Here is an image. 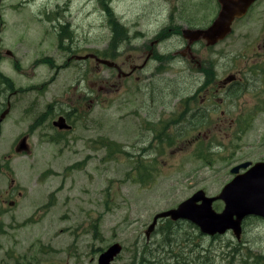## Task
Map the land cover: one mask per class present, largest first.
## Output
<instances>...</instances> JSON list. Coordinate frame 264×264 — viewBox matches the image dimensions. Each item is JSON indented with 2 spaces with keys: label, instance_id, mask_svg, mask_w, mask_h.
<instances>
[{
  "label": "rangeland",
  "instance_id": "rangeland-1",
  "mask_svg": "<svg viewBox=\"0 0 264 264\" xmlns=\"http://www.w3.org/2000/svg\"><path fill=\"white\" fill-rule=\"evenodd\" d=\"M111 3L132 36L123 47L118 42L110 47L113 29L101 0L1 3V42L14 51L23 71L19 75L16 61L8 58L0 66L18 89L12 96V111L1 122L0 211L5 210L7 191L15 189L20 205L6 212L2 220L23 225L20 229L6 227V233L0 235V254L16 252L27 262L41 264H97L102 249L119 241L123 250L113 264H159L186 257L193 259L190 264H264V219L256 216L244 220L241 240L232 231L204 234L186 220L173 223L170 229L169 223L161 222L151 239H146L145 230L157 212L175 207L199 189L216 195L231 180L230 145L223 149L214 134L205 140L194 122L172 112V100L188 85V60H173L166 52L174 44L179 47L182 40L178 37L155 44L157 62L140 71L142 81L118 77L116 70L93 58H76L87 52L140 54L169 25L208 24L217 13L216 0ZM65 29L68 32L63 34ZM123 29H118L121 37ZM195 47L198 52L203 45ZM43 55L56 57L58 67L48 62L34 67V59ZM145 57L136 63L142 64ZM172 68L180 69L174 79L168 73ZM42 82L46 84L41 87ZM32 83L38 86L27 89ZM6 95L0 96V106ZM80 95L93 99L79 100ZM126 96L129 101L123 106ZM47 109L52 114L30 131ZM146 110H154L158 121L155 142L151 140L154 132L147 128ZM65 111L74 119V128L60 132L52 122ZM172 117L178 118L176 123L164 128ZM25 133L31 134L32 151L17 153L15 144ZM52 137L60 140L52 141ZM107 139L117 142L115 157L108 155L111 148L107 150L103 143ZM137 155L154 164L152 177H145L147 183L141 175L129 172L134 161L141 159ZM213 206L219 211L224 204L218 200ZM33 222L39 224L31 226Z\"/></svg>",
  "mask_w": 264,
  "mask_h": 264
},
{
  "label": "flooded vegetation",
  "instance_id": "flooded-vegetation-1",
  "mask_svg": "<svg viewBox=\"0 0 264 264\" xmlns=\"http://www.w3.org/2000/svg\"><path fill=\"white\" fill-rule=\"evenodd\" d=\"M217 3L216 14L220 9L218 0ZM184 26L202 25L179 24L178 28L169 25L170 32L166 39L173 41L179 37L182 44L179 47L174 44L166 53H170L173 60L180 57L188 60L186 66L188 85L185 86L183 93L176 94V98L172 100V112L194 122V126L198 127L197 133L204 135L205 140L208 141L214 134L215 142L223 149L230 145L232 151L230 178L245 176L252 166L264 162V0H256L245 16L235 19L232 32L225 40L212 46H208L206 41L202 40V51L197 52L196 43L192 46L188 44L182 32ZM163 40L165 39L157 37L153 40L152 47L149 50L144 49L140 54L121 52L118 59L126 73H122L121 77L125 80L133 77L135 81H142L141 72L140 75L136 73L157 60L155 44H160ZM223 42L228 43L223 46ZM143 55H146V66L134 69L139 65L135 62ZM10 56L14 57V54ZM44 58H48L46 60L54 68L58 66L56 57L50 55L36 57L33 66L46 63ZM2 59L3 56L0 54V62ZM155 70L158 71L156 68ZM179 71L180 69L172 68L168 73L174 79ZM0 95H6L7 102L1 101L2 107L8 106L13 95L10 87L5 86ZM107 101H110V98ZM128 101L127 96L123 97L122 105L126 106ZM153 111L146 110L145 114L150 124L154 123L155 128L158 121ZM153 127L147 126L150 130ZM199 138L201 139V137L196 139ZM9 200L14 202L16 207L20 203L19 197ZM4 225L13 228L15 226L13 223L1 224ZM43 251V247L40 246L39 253ZM32 258L34 254L31 255ZM7 259H16V254L0 255V264H4ZM33 263L41 264L37 261ZM16 264H30V260L27 262L25 258H21V263L16 261Z\"/></svg>",
  "mask_w": 264,
  "mask_h": 264
},
{
  "label": "water",
  "instance_id": "water-1",
  "mask_svg": "<svg viewBox=\"0 0 264 264\" xmlns=\"http://www.w3.org/2000/svg\"><path fill=\"white\" fill-rule=\"evenodd\" d=\"M253 1L219 0L221 9L214 22L205 29H185V35L190 37L191 41L205 38L208 44H214L230 32L235 17L245 14ZM96 59L109 66H118L115 61L109 59L100 57H96ZM61 121V125L64 127V118H61L56 124ZM19 149H28L26 137L23 138ZM219 198L225 201V207L221 212L216 211L213 207V202ZM250 214L264 217V166H260V164L254 166L250 170V174L244 178L236 177L226 184L219 195L209 196L204 189H200L178 206L157 213L146 233L149 237L158 220L170 216L174 220L188 219L199 225L203 232L212 235L232 229L240 238L242 220ZM122 248L123 246L119 242L111 244L100 254L98 264H111Z\"/></svg>",
  "mask_w": 264,
  "mask_h": 264
},
{
  "label": "trees",
  "instance_id": "trees-1",
  "mask_svg": "<svg viewBox=\"0 0 264 264\" xmlns=\"http://www.w3.org/2000/svg\"><path fill=\"white\" fill-rule=\"evenodd\" d=\"M101 2L103 4V6L105 7V10L108 13L109 21H110V24L112 25V29L114 31L113 36H112L111 41H110V45H113L112 43L118 42L123 37V33L127 32V28L118 20L119 18L116 16L113 8L111 7V4L109 3V2H111V0H101ZM120 27L124 28L123 32H122V37L118 34V29ZM110 147L112 148L113 145H110ZM116 150L117 149H114V148L111 149V154L113 155L114 152H116ZM136 168L140 172H144V173L150 172V170L152 169L150 164L146 163L142 159L137 162ZM151 173L152 172H150L149 174H151ZM142 182L143 183H147L146 180H143ZM166 222L169 223L170 225L173 224V221H171L170 219H166ZM171 227L172 226H170V228ZM167 236L169 237L170 235L168 234ZM143 259H144V257H143ZM183 261L186 262V260H184L183 258H178V259H176L174 261H169V260L166 259L164 261H161L159 264H183ZM190 262H191V259H190Z\"/></svg>",
  "mask_w": 264,
  "mask_h": 264
}]
</instances>
